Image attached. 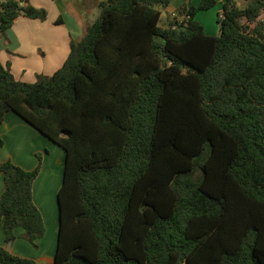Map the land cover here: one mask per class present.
<instances>
[{"label":"trees","instance_id":"obj_1","mask_svg":"<svg viewBox=\"0 0 264 264\" xmlns=\"http://www.w3.org/2000/svg\"><path fill=\"white\" fill-rule=\"evenodd\" d=\"M172 1H101L34 83L0 61V127L14 112L65 152L55 264H264V0H221L218 35L196 19L216 0L163 27ZM20 16L48 12L3 0L0 33ZM42 160L0 164L7 243L22 228L37 248L46 233ZM0 264L36 261L0 247Z\"/></svg>","mask_w":264,"mask_h":264},{"label":"crops","instance_id":"obj_2","mask_svg":"<svg viewBox=\"0 0 264 264\" xmlns=\"http://www.w3.org/2000/svg\"><path fill=\"white\" fill-rule=\"evenodd\" d=\"M3 0H0V2ZM103 0H30L37 8L48 12L45 21L20 16L3 35L0 33V61L9 67L16 80L34 83L39 76H52L65 63L71 50V42L81 39L86 28L99 16V4ZM191 5L193 0H173L171 4ZM171 6V5H170ZM62 23L56 24V20ZM180 19V16L175 17ZM42 156L41 174L34 183V201L44 217L45 235L34 247L24 237V229L16 230L12 242V254L34 259L36 264H55L60 221H45L46 213L53 219L54 202L62 186L65 152L25 122L14 112L6 114L0 127V164L11 159L26 170L38 165ZM5 189L4 176L0 172V196ZM0 222V247L7 248Z\"/></svg>","mask_w":264,"mask_h":264},{"label":"rangeland","instance_id":"obj_3","mask_svg":"<svg viewBox=\"0 0 264 264\" xmlns=\"http://www.w3.org/2000/svg\"><path fill=\"white\" fill-rule=\"evenodd\" d=\"M194 1H195V3H193L191 5H187V6L198 7L201 0H194ZM216 1H217L216 5L214 7H212L211 9L199 10L196 13V19L204 25L206 32L208 34H212V35H218L219 34L220 26L218 24V19H219L220 14L222 13V10H223V5H222L221 0H216ZM238 3H239L240 7L245 6V2H243V1H240ZM183 5H184L183 2L180 3V5H178V9L181 8ZM176 8H177V6L175 4H171V6L165 8V9H161V11H162V15H161V19H160V25L161 26L166 27L170 21L174 20L175 17L179 16L178 12L175 11ZM178 9H177V11H178ZM261 18L264 19V15H262ZM42 166H43V161H42ZM41 170H42V168H41ZM40 174H41V171H40ZM53 208L55 211V216L52 219L51 217L48 216V213H46L45 221H59V208H58L57 200H56V202H54Z\"/></svg>","mask_w":264,"mask_h":264},{"label":"water","instance_id":"obj_4","mask_svg":"<svg viewBox=\"0 0 264 264\" xmlns=\"http://www.w3.org/2000/svg\"><path fill=\"white\" fill-rule=\"evenodd\" d=\"M21 14L24 15L25 12H24V11H21ZM58 207H59V203H58ZM11 244H12V242H9V243H8V246H7V248H6L7 250H10V246H11Z\"/></svg>","mask_w":264,"mask_h":264}]
</instances>
